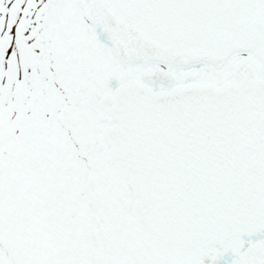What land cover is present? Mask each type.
<instances>
[{"label": "snow or ice", "instance_id": "1", "mask_svg": "<svg viewBox=\"0 0 264 264\" xmlns=\"http://www.w3.org/2000/svg\"><path fill=\"white\" fill-rule=\"evenodd\" d=\"M0 264H264V0H0Z\"/></svg>", "mask_w": 264, "mask_h": 264}]
</instances>
